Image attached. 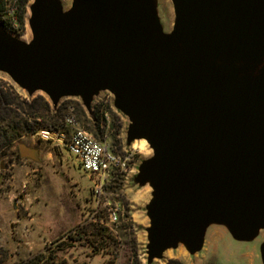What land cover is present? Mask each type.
<instances>
[{"label": "water", "instance_id": "1", "mask_svg": "<svg viewBox=\"0 0 264 264\" xmlns=\"http://www.w3.org/2000/svg\"><path fill=\"white\" fill-rule=\"evenodd\" d=\"M172 4L168 32L157 0H30L29 40L0 24V71L27 99L42 92L55 110L73 98L90 116L108 92L126 143L146 140L130 175L150 188L146 264L179 245L198 253L211 225L237 241L264 230V0Z\"/></svg>", "mask_w": 264, "mask_h": 264}, {"label": "rangeland", "instance_id": "2", "mask_svg": "<svg viewBox=\"0 0 264 264\" xmlns=\"http://www.w3.org/2000/svg\"><path fill=\"white\" fill-rule=\"evenodd\" d=\"M62 1L65 8L71 4V0ZM3 3V7L8 9L9 0ZM156 10L163 31L168 32L173 20L172 0H157ZM27 17L26 7L24 27L18 35L23 40L31 37ZM0 81L12 85L21 97L28 96L1 71ZM37 94L44 96L39 91L34 93ZM73 101L80 125L89 130L85 118L90 116L85 112V117L83 106L77 100ZM93 105H99L107 114L109 123L107 126L104 124V135L117 151H134L136 162L150 155L151 150L145 147L147 142L140 147L144 139L126 143L129 121L113 107V99L108 92L95 96ZM51 131L67 133L60 119L57 129ZM34 132L22 135L12 147L24 143L36 148L37 161L14 157L1 162L0 264H36L46 259L49 252L56 255L53 264H146L144 245L147 240L145 235L141 236L143 230L138 226L144 228L148 225L145 204L150 198L149 186L139 188L130 177L134 173L132 169L127 175L128 183L127 177L113 182L108 190L112 199L122 203V210L116 224L117 233H110L90 219L92 194L84 171L64 147L42 141L34 136ZM76 232L79 239L72 240ZM263 233L260 232L252 241H237L221 227L211 225L207 229L203 249L198 253L190 255L179 245L177 249L166 251L161 260L152 264H166L169 259L182 264H259L261 260L257 254ZM37 257L40 260L37 261Z\"/></svg>", "mask_w": 264, "mask_h": 264}, {"label": "built area", "instance_id": "3", "mask_svg": "<svg viewBox=\"0 0 264 264\" xmlns=\"http://www.w3.org/2000/svg\"><path fill=\"white\" fill-rule=\"evenodd\" d=\"M73 100L67 98L60 102L61 122L66 127L67 133L37 129L34 136L42 141H51L56 146L64 147L73 157L90 181L92 194L90 219L110 233L116 234V224L121 214L122 203L112 199L108 189L114 181L126 179L135 161L133 156L135 152L125 149L119 152L108 143L105 135L102 139H98L82 127L77 118L76 103ZM104 120L107 126L109 121L106 113H104Z\"/></svg>", "mask_w": 264, "mask_h": 264}, {"label": "trees", "instance_id": "4", "mask_svg": "<svg viewBox=\"0 0 264 264\" xmlns=\"http://www.w3.org/2000/svg\"><path fill=\"white\" fill-rule=\"evenodd\" d=\"M5 1L0 0V24L8 31L20 35V31L24 27L28 0H9V11L3 7ZM82 112L85 116L84 109ZM104 113L99 105H93L90 117L85 116V120L89 124L86 128L99 139L103 138L106 129ZM61 118L62 106L52 110L48 100L43 95L37 94L27 99L21 97L8 82L0 81V165L6 158L12 160L14 157H20L17 146L12 147V144L22 135L33 133L39 128L57 129ZM77 239H79L78 232H76L75 237H72V240ZM55 256L49 252L47 258L41 259V262L38 261L40 257H37L38 263L36 264H50V262L53 264ZM135 264L139 263L136 262ZM166 264L182 263L176 259H169Z\"/></svg>", "mask_w": 264, "mask_h": 264}, {"label": "bare ground", "instance_id": "5", "mask_svg": "<svg viewBox=\"0 0 264 264\" xmlns=\"http://www.w3.org/2000/svg\"><path fill=\"white\" fill-rule=\"evenodd\" d=\"M146 142V140L144 139L141 143H140V147H144V143Z\"/></svg>", "mask_w": 264, "mask_h": 264}, {"label": "flooded vegetation", "instance_id": "6", "mask_svg": "<svg viewBox=\"0 0 264 264\" xmlns=\"http://www.w3.org/2000/svg\"><path fill=\"white\" fill-rule=\"evenodd\" d=\"M30 147V146H29ZM34 148V147H33ZM36 149V148H35Z\"/></svg>", "mask_w": 264, "mask_h": 264}]
</instances>
